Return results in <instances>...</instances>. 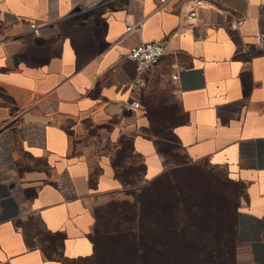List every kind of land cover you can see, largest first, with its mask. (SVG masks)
Instances as JSON below:
<instances>
[{
  "label": "crops",
  "instance_id": "crops-1",
  "mask_svg": "<svg viewBox=\"0 0 264 264\" xmlns=\"http://www.w3.org/2000/svg\"><path fill=\"white\" fill-rule=\"evenodd\" d=\"M93 1L0 0V264H89L95 211L133 201L107 195L131 182L117 171L139 165L136 192L166 173L164 139L137 129L153 123L185 162L243 184L234 240L264 264V51H240L264 0H205L190 19V0ZM150 39L164 52L125 111L126 53Z\"/></svg>",
  "mask_w": 264,
  "mask_h": 264
},
{
  "label": "rangeland",
  "instance_id": "rangeland-1",
  "mask_svg": "<svg viewBox=\"0 0 264 264\" xmlns=\"http://www.w3.org/2000/svg\"><path fill=\"white\" fill-rule=\"evenodd\" d=\"M147 115L148 117H154L155 114L148 113ZM167 125L153 123L137 128L148 136H157L164 139L163 141L158 139L157 146H161L165 154V169L167 170L165 171L164 180L159 183L158 188L152 185H142V191H134V188L140 183V179L143 178L141 168L136 165L117 171L125 180L131 182L124 185V190L114 191L107 195L109 197H128L132 193V196L134 194L140 195L142 202L151 199L159 202L162 195L166 199L178 194L185 198L189 197L194 211L192 222L196 224L199 234L205 236L206 242L210 243V253L221 254L222 252L216 248V246H220L227 255L223 258V264H247L245 251L235 241L231 240L236 208L244 200L243 184L224 179L219 169L213 170V172L207 167L200 168L192 164H182L184 156L178 144L176 146V143L171 139L172 136L169 134ZM106 148V150H110L111 146L107 145ZM111 157L118 161L122 157V152H116ZM177 189L182 192L178 193ZM98 209L101 211L100 215L105 217L104 205H101ZM144 211L147 210L144 209ZM137 218H140L139 225L141 227L150 230L155 237L160 239L161 247L172 256L171 264H176L177 252H189L192 248L180 244L177 218L175 220L165 215L161 221L154 222L152 217L150 218L145 212L142 217L137 216L136 219L131 216H122V214L119 217L120 221L129 227L137 221ZM174 221L176 225H173ZM213 233L216 235H213L215 239L212 241V238L209 240L208 237ZM218 233L224 235H221L219 239ZM197 243L199 242L197 241ZM200 247L195 248L193 251H204Z\"/></svg>",
  "mask_w": 264,
  "mask_h": 264
},
{
  "label": "trees",
  "instance_id": "trees-1",
  "mask_svg": "<svg viewBox=\"0 0 264 264\" xmlns=\"http://www.w3.org/2000/svg\"><path fill=\"white\" fill-rule=\"evenodd\" d=\"M158 149L163 152L161 146ZM182 164L191 163L183 161ZM165 174L157 177L151 185L158 188L157 184L164 180ZM120 178L124 179L123 176H120ZM177 191L178 193L182 192L179 189ZM151 200L142 202L140 195L134 194L131 203L126 200H111L106 203L104 205L105 217L100 215L101 211H95L93 232L90 235L93 251L89 264H171L172 256L161 247L159 238L155 237L150 230L139 225L140 218H137V221L130 227L124 225L119 219L121 214L122 216H131L136 219L137 216L142 217L144 212L150 218L152 217L154 222L161 221L165 215L171 219L176 220L177 218V232L180 234L178 236L180 244L192 247L190 249L192 251L177 252L176 264L224 263L223 258L227 256L226 253L223 252L220 246H216V248L222 252L221 254L210 253V243L206 242L205 236L199 234L196 224L192 222L194 211L189 197L185 198L178 194L166 199L162 195L161 200L157 201L158 203L155 200ZM144 209L147 211H144ZM173 225H176L175 221ZM197 225L199 224L197 223ZM213 235L216 234H211L208 239L212 238L213 241L215 239ZM218 235L220 239V236L224 234L218 233ZM231 240L235 241L233 231ZM198 247L203 248L204 251H193Z\"/></svg>",
  "mask_w": 264,
  "mask_h": 264
},
{
  "label": "built area",
  "instance_id": "built-area-1",
  "mask_svg": "<svg viewBox=\"0 0 264 264\" xmlns=\"http://www.w3.org/2000/svg\"><path fill=\"white\" fill-rule=\"evenodd\" d=\"M99 0H94L95 3ZM170 0H157V5L162 6ZM191 4L184 13L185 19H190L196 14V8L203 5L205 0H190ZM45 24L43 20H29L26 23V28L32 34H39L40 28ZM141 25L140 20H136L133 23H127L124 27L125 33L130 31H136ZM240 51L246 55H254L261 51H264V33L255 34L250 41L243 42L240 46ZM164 52V44L159 39H150L140 41L129 47L126 57L133 60L134 74L130 83V96L121 105V108L125 111H130L139 106V101L134 97V93L141 87L144 82V76L148 70H150L157 62L158 58ZM175 77V74H171Z\"/></svg>",
  "mask_w": 264,
  "mask_h": 264
}]
</instances>
